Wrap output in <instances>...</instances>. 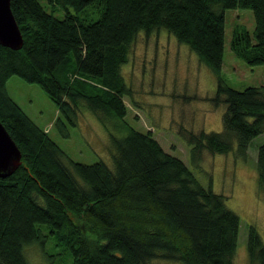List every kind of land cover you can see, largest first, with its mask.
<instances>
[{
	"label": "trees",
	"instance_id": "1",
	"mask_svg": "<svg viewBox=\"0 0 264 264\" xmlns=\"http://www.w3.org/2000/svg\"><path fill=\"white\" fill-rule=\"evenodd\" d=\"M52 1L77 13L58 18L40 0H11L24 44H0V121L22 152L18 169L0 177V264H31L32 246L49 264H234L240 216L150 130L125 121L124 98L133 90L122 67L141 35L167 31L186 44L217 76L208 100L226 107L221 131L180 133L192 162L200 164L205 152L246 160L264 133V85L238 90L224 81L225 11L253 10L254 33L236 26L231 49L250 66L264 65V0ZM90 7L98 18L79 14ZM13 75L42 87L66 136L81 108L91 110L109 132L114 169L69 159L9 95ZM120 129L122 137L114 133ZM257 170L264 192V143ZM247 249L249 264H264V239L253 226Z\"/></svg>",
	"mask_w": 264,
	"mask_h": 264
},
{
	"label": "rangeland",
	"instance_id": "2",
	"mask_svg": "<svg viewBox=\"0 0 264 264\" xmlns=\"http://www.w3.org/2000/svg\"><path fill=\"white\" fill-rule=\"evenodd\" d=\"M40 2L58 18H64L67 12L77 13L72 7L67 10L52 0ZM79 14L88 19L99 17L97 10L91 7ZM225 16V52L221 70L224 81L238 90L264 85V65L250 66L231 49L236 26L244 25L254 33L253 10L227 9ZM122 75L133 90L132 98H124L128 106L125 121L139 131L150 130L165 151L182 159L204 187L227 196L228 207L241 220L234 264H249V227H255L264 239V192L258 189L257 170L258 150L264 143V133L251 141L246 160L236 157L235 152L227 155L205 152L200 164L192 162L190 146L180 133L183 129L221 131L226 107L215 108L208 100L217 88L214 72L201 63L186 44L179 43L167 31L149 37L139 36L129 62L122 67ZM7 90L25 113L48 131L69 159L85 164L102 160L114 169L109 132L91 110L81 108L79 123L70 126L66 136L56 125L59 113L55 104L39 84L13 75L7 81ZM114 133L122 137L126 131L120 129ZM52 245L50 242L47 246L50 249ZM59 251L64 252L62 248ZM26 254L31 264H49L36 246L27 248Z\"/></svg>",
	"mask_w": 264,
	"mask_h": 264
},
{
	"label": "water",
	"instance_id": "3",
	"mask_svg": "<svg viewBox=\"0 0 264 264\" xmlns=\"http://www.w3.org/2000/svg\"><path fill=\"white\" fill-rule=\"evenodd\" d=\"M0 44L20 49L24 37L11 8V0H0ZM22 163V152L0 121V177L12 175Z\"/></svg>",
	"mask_w": 264,
	"mask_h": 264
}]
</instances>
